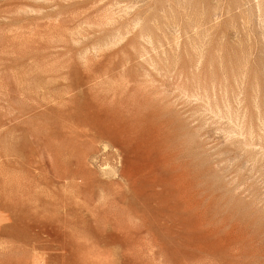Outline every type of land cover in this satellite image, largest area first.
<instances>
[{
  "label": "rangeland",
  "instance_id": "374dc122",
  "mask_svg": "<svg viewBox=\"0 0 264 264\" xmlns=\"http://www.w3.org/2000/svg\"><path fill=\"white\" fill-rule=\"evenodd\" d=\"M0 264H264V0H0Z\"/></svg>",
  "mask_w": 264,
  "mask_h": 264
}]
</instances>
